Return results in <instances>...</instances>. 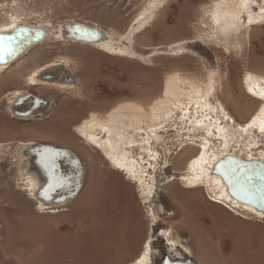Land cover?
I'll return each mask as SVG.
<instances>
[{"label": "rangeland", "instance_id": "obj_1", "mask_svg": "<svg viewBox=\"0 0 264 264\" xmlns=\"http://www.w3.org/2000/svg\"><path fill=\"white\" fill-rule=\"evenodd\" d=\"M216 1L0 0L2 29L17 22L55 28L83 22L114 34L115 43L135 53L49 40L0 73V264H130L143 254L150 235L152 209L144 201L150 179L141 183L125 171L111 168L102 152L79 133H63L67 116L74 118L68 114V106L80 113L70 123L76 127L90 120L85 118L83 105L94 99L107 101L103 105L106 121L119 111L148 113L176 79L185 85L199 81L205 86L217 68L209 69L205 58L195 52L175 50L184 38H211L215 45L209 48L220 66L219 96L241 123L249 122L263 101L246 91L244 80L249 72L264 76V24L247 30V42L241 46L217 41L211 17ZM152 16L148 25L139 28ZM170 45L176 47L164 48ZM53 63L74 77L75 94L55 85L29 83L34 72ZM17 91L55 98L58 107L43 119L14 116L9 100ZM135 93L151 102L123 97ZM30 107L24 103L20 109ZM35 144L70 149L83 161V189L72 202L35 208L37 190L24 183L26 174H34L36 156L30 149ZM189 147L199 152L198 147ZM61 165L66 176L75 174L64 159ZM174 182L164 186L174 210V215L164 218L171 239L192 247L203 264H264V217L247 212L244 218L239 215L243 208L214 199L204 187L187 189L180 183L172 185Z\"/></svg>", "mask_w": 264, "mask_h": 264}, {"label": "bare ground", "instance_id": "obj_2", "mask_svg": "<svg viewBox=\"0 0 264 264\" xmlns=\"http://www.w3.org/2000/svg\"><path fill=\"white\" fill-rule=\"evenodd\" d=\"M154 14L155 12L153 16ZM153 16L142 22L139 28H143L144 24L145 26L148 25ZM211 17L216 25L218 39H229L230 37L242 35L253 26L264 24V0H217L214 9H212ZM22 24L28 23L17 22L11 26H2L4 29L0 28V31H9L13 27ZM132 31L133 29L129 32L132 33ZM129 32L128 34H130ZM107 35L109 36L107 41L103 40L91 43V45L114 50L120 54H135L133 52L130 53V47L115 43L116 36L114 34L108 33ZM59 66L58 63H53L37 70L31 77V83H58L60 86H71L68 80L65 82H52L41 78L46 71ZM9 67L0 66V73ZM217 74L218 72L214 70L210 76L209 83L205 86L183 85V81L176 79L167 85L163 99L154 105L148 113L127 110L110 114L106 121L94 118L81 127V134L102 150L117 170H123L133 179H140L141 183L143 181L147 183L146 180H149L147 177L151 175L148 172V164L152 165L154 163L152 161L156 160L161 154L157 148L161 139L167 135L166 133L169 130L179 129L181 124L188 123L185 120L189 118L190 121L187 124L190 127L189 131L207 130L209 136H215L223 140L220 141V144H216L213 139H209V136L205 135L200 137L198 143L197 141H190L193 145L201 146V149L190 162L188 172L182 175L186 187H206L207 192L216 199L226 201L232 207L244 208L247 212H251L248 208L233 201L225 190L224 185H222L220 177L211 175L210 171L213 163L223 154H235L243 158L264 159V150L260 149L264 146V76H259L252 72L246 75L244 81L248 93L262 100L263 103L249 122L240 123L219 96ZM24 95L25 93H19L18 98ZM13 110L16 112L14 107ZM213 129H216L218 134L214 133ZM41 145L35 144L32 148ZM43 146L52 145L43 144ZM39 154L35 156L36 161L40 164ZM47 156L43 158L44 161L49 159ZM45 176L46 181L42 183L36 179L35 175L30 173L29 178L26 181L24 180V183L29 184V188L37 190V194L39 191L42 192L44 185L48 183L49 177L46 173ZM64 177L63 183H70L67 179L68 176L64 175ZM61 183L62 180L57 179L51 185L54 186V184L58 185ZM150 183L151 188L146 192V202L152 195L154 179L150 180ZM47 185L46 188L49 189ZM62 201L64 200L60 198L57 203L61 204ZM40 206H42L41 203ZM149 213L151 219L154 220V214L151 211ZM253 215L264 217L260 214ZM168 233L169 231H165V236L172 249L181 250L191 257H195L189 247L181 241H174L168 237ZM145 250L132 264H147L150 252L149 249Z\"/></svg>", "mask_w": 264, "mask_h": 264}, {"label": "flooded vegetation", "instance_id": "obj_3", "mask_svg": "<svg viewBox=\"0 0 264 264\" xmlns=\"http://www.w3.org/2000/svg\"><path fill=\"white\" fill-rule=\"evenodd\" d=\"M208 38V37H206ZM208 40L210 41H204V39H199V38H184L181 40V43H178L177 46L179 49L175 50V51H180V52H183V53H188V52H195L199 55H201L202 57L205 58V60L207 61V63L209 64V69H216L217 72H219V60L216 56V53L211 50L209 48V45L213 44L215 45V42L214 41H211L212 39L209 38ZM217 41H220L221 39H216ZM224 41L226 42H234V43H238L240 46L241 44L244 42H247V32L246 33H243L242 35H238V36H235V37H230L229 39H223ZM234 45V44H233ZM174 45H170V46H164V48H167V49H170V48H173ZM176 47V46H174ZM196 55V54H195ZM216 66V67H215ZM60 69L62 68H59V67H54V68H51L49 69L48 71H46L42 76L41 78L44 79V80H50L52 82L56 81V82H60V81H66L68 80L69 83H71V86L69 85H61L58 84V83H50V84H40V83H37V84H33L31 83V81H29V83H31L33 86H36V85H55V86H59V87H62V88H67L69 90H72L73 93L75 94V83H74V77H71L69 75H67V73L65 71H60ZM70 74L73 76V73L70 71ZM68 76V77H67ZM193 78V77H192ZM194 79V78H193ZM71 81V82H70ZM203 85V83L199 82V81H196V83H194L193 81L188 83L187 85ZM185 85V84H183ZM39 88V87H38ZM42 88V87H40ZM245 88H246V85H245ZM104 88H102V91ZM246 91H247V88H246ZM16 96L15 98L12 100H9V103H10V108L11 110L13 109V107L16 109V112L15 110L14 113L15 115L14 116H19V117H38V116H41L39 119H43L44 116L47 117L48 115H50V112L54 109V108H57L58 106V103L57 101L55 100V98H52V99H45L43 97H38L37 95H35L34 92H30V91H17L16 92ZM19 93H25V95L23 97H20L18 98V95ZM72 93V92H70ZM74 94H71V95H74ZM90 97V96H89ZM123 97H126V98H139V94L138 93H135L133 95H130V94H124ZM130 99V100H131ZM142 99V100H141ZM151 98H147V99H144L143 97H140V100L145 102V103H150L151 101L149 100ZM16 101V102H15ZM15 102V103H14ZM107 101H104L102 102L100 99L99 100H93V102H89L88 104H84L83 106L87 109L86 112H87V116L85 118H90L91 119H94V118H97L99 120H102L103 121V118L106 117L107 115V111L105 108H103V105L106 104ZM131 102H134L135 103V100L134 101H131ZM24 103H30L32 108L31 109H28V110H25V111H21L22 109H20V107L22 105H24ZM157 104V103H156ZM155 104V105H156ZM102 105V106H101ZM82 107V106H80ZM69 112L68 114H71L72 115V118L71 119L70 117L67 116L66 118V122L68 123V125L65 127L62 128V131L63 133H79L82 137H84L88 142H90L92 145H94L90 140H88L85 136H83L81 134V127H83V125L88 122V121H84V123H80V125L78 126H70V123L71 121H73L77 116L80 115L79 111L77 110V108L75 107H72V106H68V111ZM33 113V114H32ZM59 115V114H58ZM56 115V116H58ZM234 117L239 121V119L237 118L236 114H234ZM43 117V118H42ZM37 119V120H39ZM71 119V120H70ZM186 122L188 123H185V124H181V126H179V129H173V130H169L162 139L160 141V143L158 144L157 148L158 150L160 151V155L159 157H157L156 160L152 161L154 163H152V165L148 164V172L149 174V179L150 180H153L154 179V188H153V192H152V195L150 197V199L148 200V203L149 205L151 206V212L154 214V220L151 219V216H150V229H149V237H148V240L145 244V251H147V249H151V250H155L159 247L158 245V242H150L149 239H150V236L152 234V229L154 228L157 235H158V238H165V240H167L166 236H165V231H169L168 233V237H169V234L171 232V228L170 226L166 223V221L164 220V218H168L169 216H172L174 215V210L172 208V205H171V201L169 200V197L168 195H166V190L164 189V186H166L167 184H170L171 182H174V181H177V182H174L172 185L176 184V183H180L183 187L187 188V189H193V188H188L186 187L184 181H183V178H182V175L184 173H187L188 172V166L190 164V162L192 161L193 157H195L198 153L194 152V150H196L194 148V150L192 149V147H189V145H192L193 147H198L196 145H193L192 143H190V141L194 142V141H198L200 140V137L201 136H209L208 135V131L207 130H199V131H189V128L188 127L189 125V118H186L185 120ZM240 122V121H239ZM241 123V122H240ZM60 125L59 122L56 123V126ZM59 130V129H58ZM191 130V129H190ZM57 131V130H56ZM60 133V131H58ZM213 132L214 133H217L218 134V131L216 129H213ZM191 140H190V139ZM209 139H213L215 141L216 144H220V141H218L219 139L216 138L215 136H209ZM217 140V141H216ZM213 145V144H212ZM95 147H97L96 145H94ZM60 148V147H59ZM98 148V147H97ZM192 149L191 152H187L188 149ZM99 149V148H98ZM199 149H201V146L198 147V151ZM71 156H74V157H78L81 164H82V168H83V178L81 179V186L79 187V190H81V188L83 187L84 185V176H85V165L83 163V161L81 160V158L76 154V153H73L70 149H68ZM100 150V149H99ZM102 152V150H100ZM189 153H192V154H189ZM103 156L105 158L106 155L102 152ZM108 159V158H107ZM174 159H177L178 161H174ZM180 159V160H179ZM65 162L67 164H69L71 170H73L75 172V174L73 173L72 176L69 175V177L67 178L70 183L73 181L75 183V187H76V179L77 177L76 174H77V168L75 167V165L72 164L71 162V159H67V157L64 158ZM108 163L110 165L111 168L117 170L112 164L111 162L109 161L108 159ZM32 172L34 174L32 175H35L36 179L40 182H42L43 179H46V176H45V173L43 171V168L41 166V164L38 163V161L35 160V166H34V171L32 170ZM30 174H26L25 177V181H26V177H28ZM49 179V178H48ZM133 180V179H132ZM24 181V182H25ZM43 183V182H42ZM69 183H66L64 186H67ZM160 186V195L157 193V187ZM206 188V187H204ZM25 189V188H24ZM206 191L207 188L205 189ZM209 193V192H208ZM210 194V193H209ZM211 196H213L212 194H210ZM39 197L38 196V193L35 195L34 198V201H35V208L38 209L39 206H40V202H39ZM214 197V196H213ZM214 199H216L214 197ZM145 201V200H144ZM146 202V201H145ZM214 206V204H213ZM239 211L242 213H240L239 215H241L242 217H246L247 216V210L246 209H239ZM149 217V216H148ZM168 242V240H167ZM177 242V241H176ZM169 243V242H168ZM185 244V243H183ZM187 247H189V245L185 244ZM180 247V246H179ZM193 254L195 255L194 253V250L192 247H189ZM154 252L152 251V254H151V257L148 259L147 261V264H157V262L159 261V259H156L155 256H154ZM195 261H197L199 264H203L199 258L197 257V255H195V257H192Z\"/></svg>", "mask_w": 264, "mask_h": 264}, {"label": "water", "instance_id": "obj_4", "mask_svg": "<svg viewBox=\"0 0 264 264\" xmlns=\"http://www.w3.org/2000/svg\"><path fill=\"white\" fill-rule=\"evenodd\" d=\"M107 34L104 29L83 22L64 23L58 28L39 24L17 25L9 31H0V66L12 65L30 50L49 40L91 44L107 41L109 39ZM30 153L34 155L40 153V164L49 177L47 186L51 190L65 187L66 183H63L65 173L62 170L61 160L65 157L71 159L72 164L77 168L75 176L77 181L75 191L69 197L75 195L83 178V168L78 157L71 156L67 149L43 145L31 148ZM45 156L49 158L46 161L43 160ZM210 174L220 177L222 185L233 201L248 208L253 214L264 216V159L223 154L213 163ZM57 179L62 180V183L52 186L51 184ZM157 193L160 195V186L157 187ZM64 199L67 197L61 198ZM149 241L158 242L157 249L149 250L150 257L153 251L155 258L159 259L157 264H199L189 254L172 249L165 238L159 239L154 228Z\"/></svg>", "mask_w": 264, "mask_h": 264}, {"label": "crops", "instance_id": "obj_5", "mask_svg": "<svg viewBox=\"0 0 264 264\" xmlns=\"http://www.w3.org/2000/svg\"><path fill=\"white\" fill-rule=\"evenodd\" d=\"M46 185L47 183L44 185V190L42 192L41 191L38 192V196H40L38 200L42 204V206H39V209L54 208V207H58L60 205L66 204L68 202H72L74 199L78 197V196L76 197L78 192H80L83 189L82 187L81 190L77 191L73 197H69V195L73 194V192L75 191L74 190L75 183L73 181L69 183L67 186L63 187V189H57V190H51L50 188L47 189ZM62 197H67V199H64V201H62L61 204H58L57 203L58 200ZM136 260L137 259L133 260V262H135Z\"/></svg>", "mask_w": 264, "mask_h": 264}]
</instances>
